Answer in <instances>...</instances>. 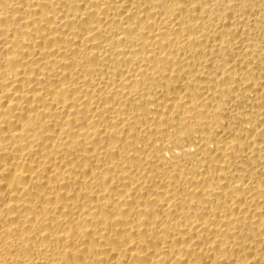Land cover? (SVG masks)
Segmentation results:
<instances>
[{
	"label": "bare ground",
	"instance_id": "6f19581e",
	"mask_svg": "<svg viewBox=\"0 0 264 264\" xmlns=\"http://www.w3.org/2000/svg\"><path fill=\"white\" fill-rule=\"evenodd\" d=\"M0 264H264V0H0Z\"/></svg>",
	"mask_w": 264,
	"mask_h": 264
}]
</instances>
